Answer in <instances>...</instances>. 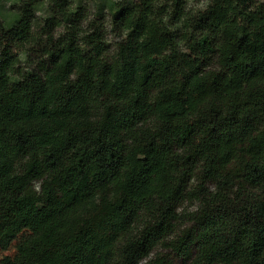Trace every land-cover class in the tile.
I'll return each instance as SVG.
<instances>
[{"label": "clouds", "instance_id": "9594fccd", "mask_svg": "<svg viewBox=\"0 0 264 264\" xmlns=\"http://www.w3.org/2000/svg\"><path fill=\"white\" fill-rule=\"evenodd\" d=\"M0 264H264V0H0Z\"/></svg>", "mask_w": 264, "mask_h": 264}]
</instances>
